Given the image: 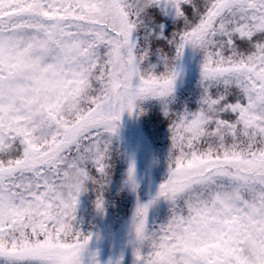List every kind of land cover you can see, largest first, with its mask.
Masks as SVG:
<instances>
[{
    "label": "snow or ice",
    "instance_id": "snow-or-ice-1",
    "mask_svg": "<svg viewBox=\"0 0 264 264\" xmlns=\"http://www.w3.org/2000/svg\"><path fill=\"white\" fill-rule=\"evenodd\" d=\"M188 53L194 109L178 95ZM150 110L164 119L141 141L166 122L170 144L141 202L117 142ZM122 159L133 264H264V0H0V264H100L78 206L94 190L107 216Z\"/></svg>",
    "mask_w": 264,
    "mask_h": 264
},
{
    "label": "trees",
    "instance_id": "trees-1",
    "mask_svg": "<svg viewBox=\"0 0 264 264\" xmlns=\"http://www.w3.org/2000/svg\"><path fill=\"white\" fill-rule=\"evenodd\" d=\"M198 63V57L194 58L191 53L186 55L185 64L188 66V74L183 82V86L178 90L181 103L186 101L193 109L197 106V98L199 95V90L197 88V81L199 79ZM163 119L162 112H158V110L157 112H153L150 110L145 117H140L139 120H135L137 121V126L141 132L142 129H149L152 122ZM149 143L152 144L155 156L159 159L158 165L154 166V172L157 176L158 182L162 183L167 174L166 156L170 144L166 122L159 125L155 133L152 134L151 142ZM117 148L119 151L122 150L120 147ZM126 167V162L123 159L120 160L116 166L112 183L104 194L107 202V216H99L96 214L94 207L96 193L94 190H91L88 195L87 209L78 213V218L80 219L82 228L85 232L100 233L99 228H101L103 221H105V225H108L113 231L118 230L132 217L134 213V201L132 195L126 189L121 191ZM143 190L144 189H142L141 185L139 189V199L141 202H146L149 198L144 197L142 194ZM151 198L152 197L150 196V199ZM163 207L164 209L162 211L164 212H161L156 218L155 223L152 224V222H150L151 225L159 227V225L167 221L169 216V206L164 205Z\"/></svg>",
    "mask_w": 264,
    "mask_h": 264
},
{
    "label": "rangeland",
    "instance_id": "rangeland-1",
    "mask_svg": "<svg viewBox=\"0 0 264 264\" xmlns=\"http://www.w3.org/2000/svg\"><path fill=\"white\" fill-rule=\"evenodd\" d=\"M122 136L123 143L121 144L118 141L117 147H120L122 152L127 151L135 153L138 177L142 189H144L142 194L144 197L150 199V196L153 197L156 194L160 184L155 175L154 166L152 165V159L155 156L152 144L148 141H141V132L137 126V121L128 117L124 119ZM90 192L91 190L81 196L78 213L87 209V200ZM129 193L132 195L135 210L136 195L131 192ZM164 205H168V203L166 201H161L150 209L149 222H152V224L155 223L156 218L161 212H164L162 211ZM131 218L118 230L114 231L108 225H105V221L102 222L101 228H99L100 233H98L100 238L92 242L93 251L99 254L100 264H108L109 261L115 264L121 257H123V264H133V248L130 243L133 238L130 231Z\"/></svg>",
    "mask_w": 264,
    "mask_h": 264
}]
</instances>
